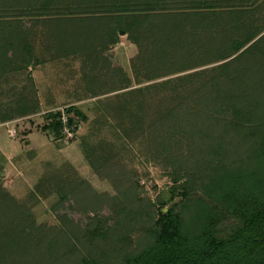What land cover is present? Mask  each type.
Masks as SVG:
<instances>
[{"label": "trees", "instance_id": "trees-1", "mask_svg": "<svg viewBox=\"0 0 264 264\" xmlns=\"http://www.w3.org/2000/svg\"><path fill=\"white\" fill-rule=\"evenodd\" d=\"M15 1L18 6L13 5L12 11L5 13L0 7V16H4L0 18V86L1 79L17 69L28 70L32 65L78 54L98 66L102 50L128 35L139 48L131 64L134 83L177 75L160 83L172 88L175 98L165 96L155 103L146 94L158 83L133 87L127 80L116 88L121 95L116 105L108 104V110L118 114L127 111L137 129L149 123L154 142L166 153L179 146V136H185L189 150L199 146L200 151L208 149L210 155H217L225 133L215 134L211 126L223 120L225 127L246 132L254 145L253 152L239 162L212 156V165L199 178L191 175L181 183L180 170L173 171V184L154 202L131 196L130 192L135 193L131 188L115 197L101 195L100 200H107L111 211L92 219L90 247L96 248L91 251L88 245L84 247V236L75 233L78 227L74 232L71 226L56 227L59 233L51 237L52 231L46 234L45 228H35L32 220L25 222V206L1 190L0 264H264V18L246 20L249 10L242 7L245 0H124L115 2L107 17L97 15L104 6L91 3L80 9L71 0ZM223 4L231 9L219 11ZM231 30L238 38L229 35ZM205 32L204 38L201 35ZM35 40L41 42V54L35 52ZM229 58L219 65L218 75L200 88L185 85L202 82L195 73L178 75ZM178 83L189 91L188 99L178 98ZM208 83L212 84L210 90ZM201 90L209 92L203 96ZM14 92L13 102L0 108L1 122L38 111L40 101L34 93ZM205 101L214 112L206 117L208 129L197 127L201 116L198 106L203 107L200 102ZM148 109L149 119H144ZM67 113H74L76 118L68 117V125L78 134L87 116L73 106ZM63 114L62 110L49 112V121L42 127L56 139L67 137ZM94 156L88 155V159L100 174L116 171L112 159L95 160ZM83 185L89 184L80 180L67 191L61 187L59 203ZM142 218L149 227L145 228L143 244L132 248L130 235L120 234L119 229L129 219ZM74 239L81 241L87 253L75 246Z\"/></svg>", "mask_w": 264, "mask_h": 264}, {"label": "rangeland", "instance_id": "rangeland-1", "mask_svg": "<svg viewBox=\"0 0 264 264\" xmlns=\"http://www.w3.org/2000/svg\"><path fill=\"white\" fill-rule=\"evenodd\" d=\"M71 1L80 9L87 3L99 8L104 6L97 15L107 17L113 13L110 10L115 2L124 0ZM16 2L0 0L2 4L0 7L3 6L7 13L9 9L12 11L13 5L18 6ZM243 5L242 7L249 10L246 20L257 22L264 18V0H245ZM160 9L163 11L162 7ZM229 9H231L230 6L226 7L223 4L219 11ZM175 10V8L172 9L173 12ZM0 13H3L2 9ZM10 13L13 14V12ZM79 14L82 15V13ZM2 17L4 16H0ZM228 33L235 38L238 35L233 30ZM206 35L207 32L201 36L205 38ZM34 44L35 52L41 54L44 50L41 42L35 40ZM200 48L204 50L205 44L202 43ZM138 52V45L131 41L128 35H122L117 43L102 50V62L98 66L92 62L87 63L86 57L78 54L46 62L40 66L32 65L28 70L17 69L10 72L6 79H1L0 89L4 91V95L0 96V108L4 109L6 103H12L14 91L19 89L26 93H34L33 95L37 96L40 102L38 111L34 115L0 121V191L8 192L21 206H25L24 210H27L23 213L25 222L32 220L34 227H44L46 234L52 231L51 237L58 235L57 228L71 226V231L74 232L78 227L81 231L76 230L75 233L84 236L82 241H87L84 247L86 245L90 247L93 243L91 229L94 221L92 219L103 218L111 211L107 200H100L103 199L101 195L108 194L115 197L131 188L136 193L130 192L131 196L137 195L144 200L154 202L163 189H168L173 184V171L180 170L179 174L182 175L180 182L183 183L191 178V175L199 178L212 165L210 158L213 155L209 154L208 149L200 151L199 146H193L192 150H189L187 144L185 145V136H179L180 142H177L179 146H173V151L166 153L154 142L155 136L149 129V123L145 122L142 128L137 129L135 124H132L131 116H128L127 111L118 114L108 110V104L116 105L117 98L121 95V90L116 88L125 85L127 80L133 82V87H145L149 83H158L156 88L153 87L146 94V97H151L155 103L165 96L175 98L172 88L168 86L164 88L160 83L177 75L134 83L131 64L139 54ZM230 59L232 58L208 63L178 75L188 76L195 73L202 78V82L197 80L193 83L187 82L185 85L189 89L200 88L202 83H207L218 75L219 65ZM209 85L206 87L208 90L212 84ZM182 87L178 83V91H180L178 98L188 99L189 91H185ZM208 92L201 90L200 94L206 96ZM200 104L204 106H198L201 109V116H198L197 127L208 129L206 117L213 115L214 112L206 105V101ZM241 105L244 106L243 103ZM72 106L82 111L88 118L81 125L78 134L73 133V137L68 135L65 138L56 139L50 130L42 129L49 121L48 113L52 111L62 110L63 120L70 116L76 118L74 113H67V108ZM232 110L231 106L229 113ZM149 112V109L146 110L144 119H149ZM214 124L216 126H211V128L214 127V133L224 132L225 140L219 141L221 143L219 153L213 157L227 162H239L253 152V139L247 138L246 132L240 134L232 128L225 127L226 120ZM92 154L95 155L92 158L95 160L96 158L107 159L106 157L112 159L116 164V171L100 174L91 166L88 159V155ZM171 155L179 158H171ZM173 160L176 161L175 164L172 163ZM80 180L87 181L88 187L84 185L79 187L80 189L75 187V192L69 194L65 202L59 203L58 190L65 187L67 191ZM148 227L143 218L137 221L129 219L119 230L120 234L125 232L123 235H130L131 247L136 248L143 244L145 228ZM73 242L75 246L82 249V252L87 253L79 239H74ZM95 248L93 245L89 250Z\"/></svg>", "mask_w": 264, "mask_h": 264}, {"label": "built area", "instance_id": "built-area-1", "mask_svg": "<svg viewBox=\"0 0 264 264\" xmlns=\"http://www.w3.org/2000/svg\"><path fill=\"white\" fill-rule=\"evenodd\" d=\"M63 122H64V129H65V132L67 133V136L69 135L73 137V132L70 130L71 128L68 125V118H66V120H63Z\"/></svg>", "mask_w": 264, "mask_h": 264}]
</instances>
